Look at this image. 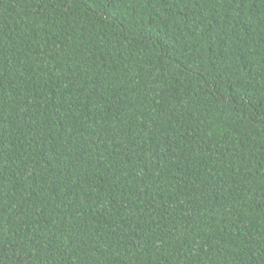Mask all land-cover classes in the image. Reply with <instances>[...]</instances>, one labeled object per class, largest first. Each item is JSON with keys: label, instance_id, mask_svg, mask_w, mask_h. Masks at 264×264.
Wrapping results in <instances>:
<instances>
[{"label": "trees", "instance_id": "obj_1", "mask_svg": "<svg viewBox=\"0 0 264 264\" xmlns=\"http://www.w3.org/2000/svg\"><path fill=\"white\" fill-rule=\"evenodd\" d=\"M0 264H264V0H0Z\"/></svg>", "mask_w": 264, "mask_h": 264}]
</instances>
